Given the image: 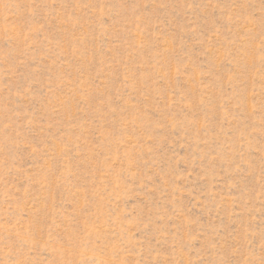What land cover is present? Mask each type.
<instances>
[{"label":"rangeland","instance_id":"1","mask_svg":"<svg viewBox=\"0 0 264 264\" xmlns=\"http://www.w3.org/2000/svg\"><path fill=\"white\" fill-rule=\"evenodd\" d=\"M0 264H264V0H0Z\"/></svg>","mask_w":264,"mask_h":264}]
</instances>
